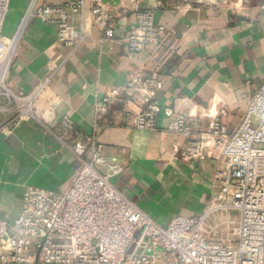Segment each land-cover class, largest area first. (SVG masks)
Here are the masks:
<instances>
[{
	"label": "built area",
	"instance_id": "2783aa9c",
	"mask_svg": "<svg viewBox=\"0 0 264 264\" xmlns=\"http://www.w3.org/2000/svg\"><path fill=\"white\" fill-rule=\"evenodd\" d=\"M114 1L27 0L0 54V133L9 136L21 122L35 120L78 162L63 192L26 185L16 217L0 218V264H264V81L234 127L223 122L224 109L162 106L163 62L155 52L167 31L140 7L142 0ZM182 1L186 7L201 4ZM9 3L0 0V38ZM114 5L133 14L120 39L129 56L146 53L153 64L138 65L124 87H109L94 107L92 133L76 129L67 115L55 127L45 124L37 101L51 91L52 74L26 93L7 84L23 34L33 21L54 25L57 42L69 53L88 41L114 40V24L123 17L111 11ZM114 104L137 130H159L163 116L165 130L184 139L182 161H215L212 195L200 213L174 215L161 226L113 184L124 165L103 154L98 135L111 124L107 115Z\"/></svg>",
	"mask_w": 264,
	"mask_h": 264
},
{
	"label": "crops",
	"instance_id": "0c3cea01",
	"mask_svg": "<svg viewBox=\"0 0 264 264\" xmlns=\"http://www.w3.org/2000/svg\"><path fill=\"white\" fill-rule=\"evenodd\" d=\"M140 7L151 10L167 31L155 52L163 62L157 101L183 111L224 109L223 122L234 127L264 81V0H242L237 8L142 0ZM111 11L123 16L114 24L115 41H88L70 53L57 42L54 25L33 21L23 34L7 84L26 93L52 74L51 91L37 101L45 124L54 126L67 115L76 129L92 133L94 107L109 87H124L138 65L153 64L146 53L136 60L130 57L120 41L133 14L116 5ZM99 36L93 28V39ZM107 119L111 124L101 128L98 142L103 154L123 163V173L112 182L129 200L160 225L174 215L203 210L212 195L215 161H182L184 139L165 130L163 116L158 118L159 130H137L126 125L120 105L114 104ZM77 163L35 120L21 122L9 136L0 133V218L16 217L26 185L63 192Z\"/></svg>",
	"mask_w": 264,
	"mask_h": 264
},
{
	"label": "rangeland",
	"instance_id": "374dc122",
	"mask_svg": "<svg viewBox=\"0 0 264 264\" xmlns=\"http://www.w3.org/2000/svg\"><path fill=\"white\" fill-rule=\"evenodd\" d=\"M27 0H10L9 3V12L6 17L5 23H4V28L3 32L0 38V54L3 52L6 43L8 42V39L10 38L12 34V30L18 21L22 10L25 7ZM191 3H200L204 4L207 3L205 0H188ZM212 1L210 4L211 5H218L220 4L222 7H228L232 6L233 8H237L241 5L242 0H210ZM167 223L161 225L165 226Z\"/></svg>",
	"mask_w": 264,
	"mask_h": 264
},
{
	"label": "water",
	"instance_id": "95a60500",
	"mask_svg": "<svg viewBox=\"0 0 264 264\" xmlns=\"http://www.w3.org/2000/svg\"><path fill=\"white\" fill-rule=\"evenodd\" d=\"M105 2H106V0H105ZM117 2H118L117 0H115V1H114V3H117ZM110 3H113V2H112V1H110Z\"/></svg>",
	"mask_w": 264,
	"mask_h": 264
}]
</instances>
